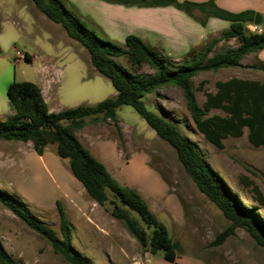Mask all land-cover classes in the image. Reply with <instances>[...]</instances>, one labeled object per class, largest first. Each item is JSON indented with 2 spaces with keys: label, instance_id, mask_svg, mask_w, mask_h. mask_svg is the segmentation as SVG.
Masks as SVG:
<instances>
[{
  "label": "rangeland",
  "instance_id": "rangeland-1",
  "mask_svg": "<svg viewBox=\"0 0 264 264\" xmlns=\"http://www.w3.org/2000/svg\"><path fill=\"white\" fill-rule=\"evenodd\" d=\"M221 1L227 9L231 5L258 6L264 17V0ZM196 15L204 17L199 11ZM221 33L209 34L194 48H202ZM102 37L120 45L125 42L108 35ZM237 44L235 38L219 41L210 55ZM26 52L36 59H26ZM0 55L4 113L10 110L9 84L13 80L38 83L42 77L41 61L48 62L52 69L53 87L51 92L47 91L52 111L96 105L116 93L111 81L93 68L89 51L61 25L41 13L32 0H0ZM115 59L128 70L154 74L147 64L134 69L126 56ZM244 62L261 64L249 56ZM232 77L264 80V71L252 67L199 71L192 79L199 103L206 100V92L217 90V81ZM143 99L150 110L176 123L197 143L205 160L238 191L243 202L254 204L264 214L263 207L252 199L251 187L245 186V181H252L264 192V146L249 141L247 127L242 136L225 138L224 147L219 148L198 130L183 91L174 82L147 92ZM117 114L118 125L101 115L88 117L80 137L90 144L94 156L105 159L120 183L136 188L145 197L172 239L180 243L175 261L165 259L163 251L152 253L143 246L125 222L112 215L110 204L95 202L72 174L68 161L57 154L55 144L49 145L41 160L35 151L30 153L28 142L0 139V188L18 196L28 215L62 238L59 201L72 226V246L91 264H264V246L242 227H236L223 243L215 244L217 237L228 230L231 220L200 191L175 148L160 138L133 107L122 105ZM209 114L225 115V112L214 108ZM0 241L20 264H71L1 201Z\"/></svg>",
  "mask_w": 264,
  "mask_h": 264
},
{
  "label": "trees",
  "instance_id": "trees-1",
  "mask_svg": "<svg viewBox=\"0 0 264 264\" xmlns=\"http://www.w3.org/2000/svg\"><path fill=\"white\" fill-rule=\"evenodd\" d=\"M106 1L138 6L173 5L195 17L202 25H206L207 19L213 16L229 21L230 26L202 48H192L183 59L176 60L135 34L127 35L123 45L100 36L76 12L68 9L63 0H32L41 13L61 25L71 38L89 51L91 64L111 81L116 94L96 105L83 104L54 112L50 110L37 83L13 80L7 89L12 112L6 119L0 120V139L30 141L39 155H43L50 144H55L57 154L68 161L72 174L95 202L110 204L112 215L123 220L143 246L149 247L152 253L163 251L165 259L175 261L180 243L172 239L168 228L150 209L145 197L136 188L120 183L106 164L76 136V131L83 128L86 119L91 116L101 115L103 119L112 120L118 125V108L129 105L160 138L175 148L186 172L200 191L231 220L230 227L217 237L215 244L223 243L236 227H242L264 246V214L254 204L243 202L238 191L205 160L197 143L184 134L176 123L150 110L143 99L147 92L172 81L183 91L196 127L211 143L223 148L225 138L242 136L247 127L249 141L255 146L264 145V82L240 77L219 80L215 92H206L203 104L199 103L192 83L193 77L202 70L252 67L264 71V64L242 63L248 54L264 49V31L251 32L247 28V24L254 21L257 11H229L220 7L216 0ZM196 11L204 17H198ZM233 38L238 42L237 46L210 55L219 41ZM121 56H126L134 69L149 65L154 69V74L128 70L116 61L115 58ZM25 58L31 60V55L26 52ZM214 108L222 109L225 115L209 114ZM245 186L251 187L252 199L264 209V192L252 181H245ZM0 201L49 241L54 250L71 264H91L72 246V226L59 201L57 209L61 218L62 238L48 225L28 215L18 196L0 188ZM0 264H20L1 241Z\"/></svg>",
  "mask_w": 264,
  "mask_h": 264
},
{
  "label": "crops",
  "instance_id": "crops-1",
  "mask_svg": "<svg viewBox=\"0 0 264 264\" xmlns=\"http://www.w3.org/2000/svg\"><path fill=\"white\" fill-rule=\"evenodd\" d=\"M63 2L68 9L76 12L83 22L98 34L102 36L108 35L114 40H121V42L125 41L127 35L135 34L140 36L150 46L165 52L175 59L184 56L190 49L200 45L209 34L223 31L230 26L229 21L213 16L207 19L206 25H202L195 17L190 16L185 11L173 5L138 6L109 2L106 0H63ZM216 2L220 7L225 9L228 8V6L223 7L225 5L222 4L221 0H216ZM244 9H253L257 12H262L258 6L244 8L231 5L227 10L238 12ZM227 22H229L228 25L226 24ZM30 55L31 61L36 59L34 55ZM22 56L24 57V55ZM247 56L255 58L260 61L261 64H264V49L252 52ZM1 57L2 55H0V59H2ZM244 59L242 63L246 64ZM39 68L42 77L37 84L41 87L44 97L48 102L47 94L49 93H47V91L51 92L53 87L52 69L50 64L44 61L40 62ZM1 75L2 73L0 72V77ZM254 80L264 82V80L260 79ZM3 108L4 97L0 89V120H4L12 112L10 108L9 112L4 113V111H2ZM49 108L52 111L50 105ZM81 129L76 131V136L86 147L91 148L90 144L81 139ZM17 142L24 143L21 141ZM28 144L30 145V153H32L34 151L32 142H28ZM114 148L117 149L115 143ZM48 149L49 146L46 148L43 155L38 154L41 160L44 159ZM100 160L106 164L108 170L113 175L105 159L101 157Z\"/></svg>",
  "mask_w": 264,
  "mask_h": 264
},
{
  "label": "built area",
  "instance_id": "built-area-1",
  "mask_svg": "<svg viewBox=\"0 0 264 264\" xmlns=\"http://www.w3.org/2000/svg\"><path fill=\"white\" fill-rule=\"evenodd\" d=\"M247 28L251 32H262L264 31V21L259 24H256L254 21L247 24Z\"/></svg>",
  "mask_w": 264,
  "mask_h": 264
},
{
  "label": "water",
  "instance_id": "water-1",
  "mask_svg": "<svg viewBox=\"0 0 264 264\" xmlns=\"http://www.w3.org/2000/svg\"><path fill=\"white\" fill-rule=\"evenodd\" d=\"M262 21H264V17L262 16V14L260 12H256L254 22L256 24H259Z\"/></svg>",
  "mask_w": 264,
  "mask_h": 264
}]
</instances>
